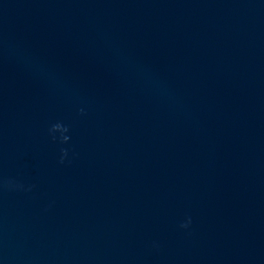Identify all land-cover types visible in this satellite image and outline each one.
I'll return each mask as SVG.
<instances>
[{"label": "water", "instance_id": "1", "mask_svg": "<svg viewBox=\"0 0 264 264\" xmlns=\"http://www.w3.org/2000/svg\"><path fill=\"white\" fill-rule=\"evenodd\" d=\"M0 264H264V0H0Z\"/></svg>", "mask_w": 264, "mask_h": 264}, {"label": "clouds", "instance_id": "2", "mask_svg": "<svg viewBox=\"0 0 264 264\" xmlns=\"http://www.w3.org/2000/svg\"><path fill=\"white\" fill-rule=\"evenodd\" d=\"M51 132H60L61 134V140L62 141H67L69 137L67 135H63V133L67 132L68 129L66 126H64L62 123H55L51 126L50 129ZM55 139V136L53 137ZM62 155H61V162H63L64 158L67 156V150L66 149H61ZM22 187V186H21ZM191 224V217H188L185 222H183L180 226L182 228H188Z\"/></svg>", "mask_w": 264, "mask_h": 264}]
</instances>
